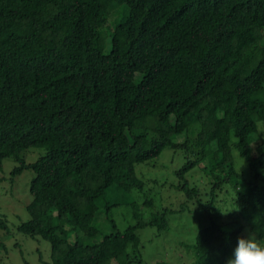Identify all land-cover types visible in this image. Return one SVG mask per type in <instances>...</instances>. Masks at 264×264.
<instances>
[{
	"label": "trees",
	"instance_id": "trees-1",
	"mask_svg": "<svg viewBox=\"0 0 264 264\" xmlns=\"http://www.w3.org/2000/svg\"><path fill=\"white\" fill-rule=\"evenodd\" d=\"M34 148L45 156L26 163ZM167 149L186 156L180 213L194 204L203 221L195 264H226L249 233L264 240V0H0V169L34 172L17 230L49 243L50 264H143L138 231L158 238L179 210L144 218L136 168ZM196 168L199 187L183 179ZM117 206L133 214L123 230Z\"/></svg>",
	"mask_w": 264,
	"mask_h": 264
},
{
	"label": "rangeland",
	"instance_id": "rangeland-1",
	"mask_svg": "<svg viewBox=\"0 0 264 264\" xmlns=\"http://www.w3.org/2000/svg\"><path fill=\"white\" fill-rule=\"evenodd\" d=\"M126 14L127 9L125 7L119 6L113 9L106 28L103 27L99 30L101 39L111 34V29L114 28L116 23L123 20ZM107 27H110L109 31H106ZM102 52L107 54L108 51L104 48ZM192 128L188 130L190 140L196 135ZM45 154L44 148H34L27 150L24 158L26 163L32 164ZM234 157H237L235 152ZM185 158L186 156L182 150L172 151L167 149L157 160L136 168V176L145 185L142 197L147 200L151 199L153 202L152 208H144L142 211L144 218H149L150 215L166 209L179 210L177 216L171 218L172 223H170L168 230L159 234L158 238H155L157 235L155 229L146 228L138 231L143 247V264L167 261H172L173 264H195L192 256L187 252V246L194 242L195 235L203 221L199 213L195 212L196 206L194 204H189L185 212L180 213L181 205L184 202L182 201L183 195L177 190V187L183 182L179 180L177 172L185 164ZM188 158L193 159L192 156ZM17 166L18 164L12 159H6L0 169V218L6 225V229L0 230V264H50L51 250L49 243L38 237L35 239L29 238L17 230L21 224L29 220L26 207L31 202L29 185L35 176L34 172L24 170L12 177L11 172ZM183 179L190 186L197 187L202 186V183L206 181L199 168H196L191 175L184 176ZM121 196L122 194L119 192H110L108 202L121 198ZM133 197L139 198L137 194ZM229 200L230 198L227 196L223 199L224 202ZM109 218L119 230H123L126 226L134 223L131 210L125 208V206L112 208ZM96 219L95 225H97L102 237L113 232L110 223L105 227L104 219L102 221ZM86 244L91 245L92 242L86 241Z\"/></svg>",
	"mask_w": 264,
	"mask_h": 264
},
{
	"label": "clouds",
	"instance_id": "clouds-1",
	"mask_svg": "<svg viewBox=\"0 0 264 264\" xmlns=\"http://www.w3.org/2000/svg\"><path fill=\"white\" fill-rule=\"evenodd\" d=\"M226 264H264V240L254 232L238 237Z\"/></svg>",
	"mask_w": 264,
	"mask_h": 264
}]
</instances>
